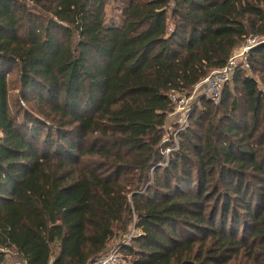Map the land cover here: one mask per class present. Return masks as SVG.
<instances>
[{
	"label": "trees",
	"instance_id": "16d2710c",
	"mask_svg": "<svg viewBox=\"0 0 264 264\" xmlns=\"http://www.w3.org/2000/svg\"><path fill=\"white\" fill-rule=\"evenodd\" d=\"M111 1L0 0V246L88 264L133 228L128 264H264V0H121L107 26ZM248 39L166 156L172 95Z\"/></svg>",
	"mask_w": 264,
	"mask_h": 264
},
{
	"label": "built area",
	"instance_id": "2783aa9c",
	"mask_svg": "<svg viewBox=\"0 0 264 264\" xmlns=\"http://www.w3.org/2000/svg\"><path fill=\"white\" fill-rule=\"evenodd\" d=\"M256 44L254 39H248L243 45L240 52H235L227 61L224 67L214 70L209 73L202 81L197 83L192 89L189 95L186 94H174L172 95V101L174 102V110L172 114H179L180 118L179 123L181 127L179 130L184 129L187 126V119L192 111L190 99L193 98L194 93L199 91L200 97H205L210 102L217 104L221 98L222 86L229 81L231 74L235 70L238 64H241L242 67H247V54L253 45ZM237 53V54H236ZM194 100V99H192ZM179 132V131H178ZM177 131L174 136L177 135ZM165 142V138L163 139ZM177 148V143L175 142L174 147L166 150L169 154L171 151ZM136 231L131 228L129 232L122 237V240L116 243L110 249H107L101 256H99L94 262L88 264H123L121 248L123 245L129 243L132 236H134ZM0 252H4L8 254V250L4 247L0 246ZM16 256L13 253L6 255L5 263L7 264V257ZM14 264H23V262L19 259ZM50 264V263H49Z\"/></svg>",
	"mask_w": 264,
	"mask_h": 264
},
{
	"label": "rangeland",
	"instance_id": "374dc122",
	"mask_svg": "<svg viewBox=\"0 0 264 264\" xmlns=\"http://www.w3.org/2000/svg\"><path fill=\"white\" fill-rule=\"evenodd\" d=\"M120 1L121 0H115V1L113 0V1H111L110 5L107 7V13H106V25L107 26H118V25H120V10H119V6L122 4V3H120ZM241 48H242V46L240 48H238V50H236L235 52H237V53L240 52ZM10 79H14V75L11 76ZM228 82H230V85H231L230 79H229ZM198 90L196 91V93H194V96L192 98L194 100H192V99L189 100V102L191 103L192 109H193V107H197V108L201 107L200 94H199ZM192 91H189L188 94H186V95H189ZM16 95H17V91L11 89L10 97H13V99L15 101H16ZM17 103L19 104V105H17V107H23V108H25L27 110H29L28 108L31 109V106H30L31 102H25V101H22V100L19 99V101ZM27 113L31 114L32 112L30 111V112H27ZM35 116H37V115H35ZM169 117H170L169 121L166 123L167 124L166 125V133L164 135V138L167 141H170L172 139L174 141V145H175V142L177 143V135L174 136V134H175L176 131L177 132L181 131V130H179L180 127H181V124L179 123V120H178L180 118V115L179 114H170ZM188 118H189V116H188ZM37 119L43 120V122H45L46 125L49 128L53 127V124H51L50 122H46L42 117L38 116ZM22 120H23V116H22V114H19L18 115V121H22ZM187 124H188V119H187ZM45 131L43 132V134L45 133ZM174 145H173V147H174ZM173 147H171L169 149L172 150ZM167 156H168V153H167ZM118 242L119 241L116 240V239L111 241V243L109 244L108 249L113 247ZM121 254H122L123 264H128L127 260L125 259V255H123L122 252H121ZM17 259L18 258L16 256L7 257V264H14L17 261Z\"/></svg>",
	"mask_w": 264,
	"mask_h": 264
},
{
	"label": "crops",
	"instance_id": "0c3cea01",
	"mask_svg": "<svg viewBox=\"0 0 264 264\" xmlns=\"http://www.w3.org/2000/svg\"><path fill=\"white\" fill-rule=\"evenodd\" d=\"M238 50V49H237Z\"/></svg>",
	"mask_w": 264,
	"mask_h": 264
}]
</instances>
